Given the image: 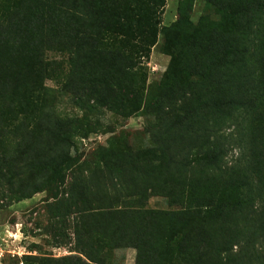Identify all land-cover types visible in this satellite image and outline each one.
<instances>
[{
  "label": "trees",
  "instance_id": "trees-1",
  "mask_svg": "<svg viewBox=\"0 0 264 264\" xmlns=\"http://www.w3.org/2000/svg\"><path fill=\"white\" fill-rule=\"evenodd\" d=\"M166 1L0 0V183L21 201L85 171L69 198L84 206L78 224L96 223L89 249L103 256L130 247L135 264H264V0H177L161 26ZM153 49L169 61L147 83ZM49 79L85 111L158 116L149 146L111 136L81 159L98 122L57 116ZM252 94L249 162L227 168L224 127L253 109ZM152 196L176 209H146ZM82 255L38 264H106Z\"/></svg>",
  "mask_w": 264,
  "mask_h": 264
},
{
  "label": "rangeland",
  "instance_id": "rangeland-1",
  "mask_svg": "<svg viewBox=\"0 0 264 264\" xmlns=\"http://www.w3.org/2000/svg\"><path fill=\"white\" fill-rule=\"evenodd\" d=\"M203 14V3L195 2L190 19L195 23ZM179 16V3L177 0H167L161 14V26H169ZM47 61H59L62 56L53 52H46ZM169 58L158 49H153L143 65L147 73V83L159 82L168 64ZM49 66H50V62ZM45 85L54 89L55 97L53 105L54 113L61 118H73L85 122L86 118L95 124L96 131L90 133L86 139L78 141V154L84 157L94 151L97 147L106 145L111 136L123 137L132 149L137 147H148L150 142V131L159 127L158 116L146 114L138 110L137 116L125 118L120 113H113L106 108L98 110H83L73 102L70 94L61 93L57 81L47 80ZM50 94V93H49ZM253 99V109L247 113H237L234 119L224 127V134H229V151L226 158L227 168H242L247 165L251 156V143L253 134L250 132L251 114L258 116L259 100ZM255 127V126H254ZM256 145V143H255ZM13 147L10 146V149ZM82 173H67L65 183L55 184L47 192H40L31 198L15 201L13 187L7 182L0 183V264H38L41 261L60 260L65 257H81L84 251H90L94 256L102 257L106 264H135V250L133 248H118L112 251L97 253V249H89V245L95 239L98 231L96 223L85 217L79 225L78 211L84 206L80 202L73 205L70 201V192L74 179ZM103 193H105L103 191ZM95 199V198H94ZM92 200V206L96 201ZM128 202L126 201L125 204ZM121 204H119L120 206ZM144 207L151 210H174L164 197L152 196ZM84 223V224H83ZM102 223V222H101ZM105 223V222H104ZM110 220L107 227L112 225ZM95 233V234H94ZM93 234V240H90ZM208 239V245L210 244ZM244 245L239 244L233 249L236 253ZM257 246L256 250H260ZM50 264V263H49ZM57 264V263H51ZM60 264V263H59ZM176 264H186L184 261Z\"/></svg>",
  "mask_w": 264,
  "mask_h": 264
}]
</instances>
